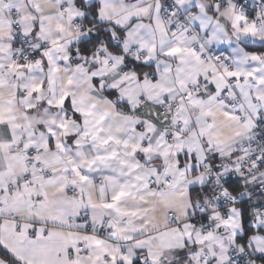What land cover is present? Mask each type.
Returning <instances> with one entry per match:
<instances>
[{"label": "snow or ice", "instance_id": "snow-or-ice-1", "mask_svg": "<svg viewBox=\"0 0 264 264\" xmlns=\"http://www.w3.org/2000/svg\"><path fill=\"white\" fill-rule=\"evenodd\" d=\"M0 264H264V0H0Z\"/></svg>", "mask_w": 264, "mask_h": 264}]
</instances>
